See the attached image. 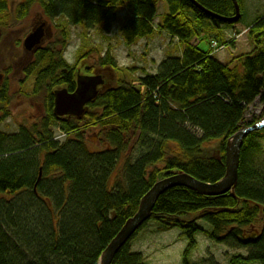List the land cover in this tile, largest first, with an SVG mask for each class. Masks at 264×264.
<instances>
[{
    "label": "trees",
    "instance_id": "1",
    "mask_svg": "<svg viewBox=\"0 0 264 264\" xmlns=\"http://www.w3.org/2000/svg\"><path fill=\"white\" fill-rule=\"evenodd\" d=\"M36 1L47 18L65 16L73 25L107 29L117 20V8L126 4L130 17L121 27L126 44L164 30L184 46L180 56L163 61L158 73L139 78L138 84L121 80L106 87L101 75L104 83L82 117H58L55 91H76L78 76L85 75L65 59L68 32L59 25L62 40L55 37L38 47L21 70L22 86L35 77L30 96L43 101L45 113L14 134L2 129L13 98L8 80L0 86V264H99L157 181L179 171L211 184L225 176L228 139L263 118L245 122L248 109L264 103V15L249 25L256 41L262 37L263 42L232 67L191 40L207 20L217 28L240 22L220 21L190 0H166L169 12L159 26L154 22L161 0ZM197 1L222 16L235 14L233 0ZM34 2L25 0L17 15L25 16ZM11 11L8 0H0V24H6ZM100 65L118 70L110 53ZM91 125L100 127L94 149L86 133ZM55 126L64 141L55 139ZM138 143L141 151L133 159ZM197 212L198 217L191 216ZM199 219L212 226L211 239L248 250L233 257L232 264H264V128L244 141L234 195L173 187L160 196L152 217L135 235L152 221L161 231L181 228L190 240L183 264H191L195 235L204 231ZM255 226L258 238L248 240L245 229ZM130 242L113 264H147Z\"/></svg>",
    "mask_w": 264,
    "mask_h": 264
},
{
    "label": "rangeland",
    "instance_id": "2",
    "mask_svg": "<svg viewBox=\"0 0 264 264\" xmlns=\"http://www.w3.org/2000/svg\"><path fill=\"white\" fill-rule=\"evenodd\" d=\"M24 1L8 0L12 11L5 18L6 24H0V86L8 80L13 98L12 114L2 125V129L9 134L18 133L22 126H31L39 122L45 113L43 101L34 100L30 96L34 90L35 77L32 76L24 86L20 84L21 70L34 53L25 51L24 40L43 22L48 23L46 27L48 32L40 46L48 43L49 40H54L55 37L61 41L63 37L58 26H64L68 32L67 47L63 53L65 59L78 68V73L89 76L105 75L106 87H116L121 80L138 84L139 78L158 73L163 61L173 56H180L184 48L178 38L164 30H157L153 36L140 39L132 45L126 44L121 32L123 23L130 17L126 4L117 8V20L110 29H107L103 24L92 28L83 24L73 25L65 16L56 19L47 18L36 0L25 16L17 15ZM242 3L243 15L239 20L240 23L217 28L208 20L204 26L198 28L191 40L193 44H199L202 49L213 50L214 57L232 67L245 55L255 52L256 44L260 45L263 42L262 37L260 43L256 41L255 35L251 34L248 26L260 15H264V0H242ZM167 12H169L167 1H161L154 22L156 26L162 23ZM108 53L116 60L118 70L103 68L100 65L101 59ZM260 116L264 118V103L257 101L248 109L245 122ZM86 129L90 147L97 148L100 127L91 125ZM54 131L55 139L64 141L65 137L61 129L55 126ZM136 138L137 136L134 137ZM135 148L133 159H136L141 151L139 143ZM119 165L122 166L121 163ZM117 172L119 171L117 170L112 178V184ZM199 213L201 212L193 213L191 216L198 217L195 215ZM197 222L204 231L195 235L196 245L189 256L191 264H232L233 257L248 254V250L241 246L211 239L208 232H211L212 226L201 219ZM258 228L259 226L245 229L246 238L258 236ZM130 241L132 251L141 253L147 264H183L184 254L190 245V240L184 236L181 228L161 231L160 225L154 221L147 223L137 235L132 236Z\"/></svg>",
    "mask_w": 264,
    "mask_h": 264
},
{
    "label": "water",
    "instance_id": "3",
    "mask_svg": "<svg viewBox=\"0 0 264 264\" xmlns=\"http://www.w3.org/2000/svg\"><path fill=\"white\" fill-rule=\"evenodd\" d=\"M191 2L203 12L223 22H228L230 24L238 23L242 17L238 0H233L235 14L231 17L214 13L204 7L197 0H191ZM47 25V22L41 23L25 38V51L35 52V50L44 42L48 32L46 28ZM103 83V77L100 75H79L76 91L70 92L65 88L55 91V114L58 117L72 115L82 117L85 113L86 105L97 97L98 87ZM262 128H264V119L252 126L241 129L228 139L226 147V174L220 181L214 184L201 182L183 171L176 172L169 177L157 181L153 188L142 198L137 213L126 222L118 235L103 252L99 264L113 263L116 254L121 248L130 241L132 236L136 234L146 222L150 220L158 199L167 190L176 186H185L207 196H218L226 193L234 195L239 179L241 149L244 145V141L251 132ZM253 238L247 239L253 241L256 240L258 236H254Z\"/></svg>",
    "mask_w": 264,
    "mask_h": 264
},
{
    "label": "bare ground",
    "instance_id": "4",
    "mask_svg": "<svg viewBox=\"0 0 264 264\" xmlns=\"http://www.w3.org/2000/svg\"><path fill=\"white\" fill-rule=\"evenodd\" d=\"M161 1H166V0H161ZM161 1H160V2H161ZM190 2H191V0H190ZM167 3H168V2H167ZM191 3H192V2H191ZM192 4H193V3H192ZM168 6H169V5H168ZM193 6L196 7L194 4H193ZM158 7H159V6H158ZM196 8H197V7H196ZM240 8H241V6H240ZM198 9H199V8H198ZM157 14H158V13H157ZM241 14H242V9H241ZM207 21H208V20H207ZM234 24H235V23H234ZM245 33H246V32H245ZM200 41H201V40H200ZM200 41H199V42H200ZM249 126H252V125H249ZM247 127H248V126H247ZM139 230H140V229H139ZM113 261H114V260H113ZM112 264H113V263H112Z\"/></svg>",
    "mask_w": 264,
    "mask_h": 264
},
{
    "label": "crops",
    "instance_id": "5",
    "mask_svg": "<svg viewBox=\"0 0 264 264\" xmlns=\"http://www.w3.org/2000/svg\"><path fill=\"white\" fill-rule=\"evenodd\" d=\"M249 27V26H248Z\"/></svg>",
    "mask_w": 264,
    "mask_h": 264
}]
</instances>
